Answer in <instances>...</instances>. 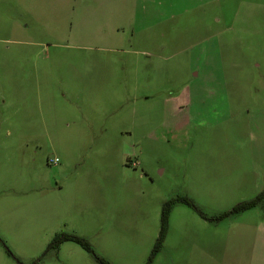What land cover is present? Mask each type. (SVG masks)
Segmentation results:
<instances>
[{
  "label": "rangeland",
  "instance_id": "374dc122",
  "mask_svg": "<svg viewBox=\"0 0 264 264\" xmlns=\"http://www.w3.org/2000/svg\"><path fill=\"white\" fill-rule=\"evenodd\" d=\"M100 261L264 264V0H0V264Z\"/></svg>",
  "mask_w": 264,
  "mask_h": 264
},
{
  "label": "trees",
  "instance_id": "16d2710c",
  "mask_svg": "<svg viewBox=\"0 0 264 264\" xmlns=\"http://www.w3.org/2000/svg\"><path fill=\"white\" fill-rule=\"evenodd\" d=\"M262 196L263 195H259L252 201L243 202V203H240V204L236 205L231 210L230 213H234V214L235 213H240V212H243L245 210H248V209L254 207L256 204H258V202L261 201ZM186 202H188V201H186ZM167 216H168V208L163 209V212H162V232H161L160 240L162 238V234H163L165 226H166ZM63 241L75 242V243L79 244L80 246L84 247L86 250L89 251V247H88L87 243L84 240H82L80 238H77V237H73V236H67V235H56L54 237V239L52 240V242L50 243L48 248L56 247L59 243H61ZM100 264H106V263L100 261Z\"/></svg>",
  "mask_w": 264,
  "mask_h": 264
},
{
  "label": "built area",
  "instance_id": "2783aa9c",
  "mask_svg": "<svg viewBox=\"0 0 264 264\" xmlns=\"http://www.w3.org/2000/svg\"><path fill=\"white\" fill-rule=\"evenodd\" d=\"M54 162H57V160L55 159Z\"/></svg>",
  "mask_w": 264,
  "mask_h": 264
}]
</instances>
